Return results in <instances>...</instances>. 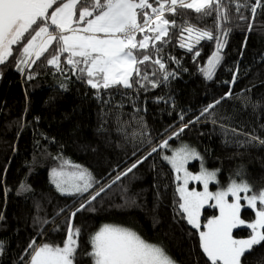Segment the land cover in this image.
<instances>
[{"label": "trees", "instance_id": "obj_1", "mask_svg": "<svg viewBox=\"0 0 264 264\" xmlns=\"http://www.w3.org/2000/svg\"><path fill=\"white\" fill-rule=\"evenodd\" d=\"M256 4L220 0L219 15L182 8L179 14L166 13L176 26L169 27L167 42L142 50L152 59L139 65L142 75L131 77L130 88H92L86 74L78 78L66 63V53L61 68L69 71L58 74L47 63L54 47L19 71L17 49L26 40L12 46V56L0 64V264H28L25 249L33 240L62 245L69 222L81 229L74 264H93L91 236L104 224L128 228L162 246L176 264H211L197 230L179 209L174 172L162 156L168 148L158 145L167 140L170 146L195 148L206 167L216 170L215 187L235 180L247 182L252 195L264 188V0L253 15ZM185 22L224 44L211 79L200 69L216 51V39L195 44L187 33L181 38ZM181 43L193 44L192 50ZM157 58L174 75L165 79L153 63ZM209 104L214 107L201 115ZM145 156L132 172L115 179ZM66 159L94 178L88 192L65 195L50 182L49 172L60 170ZM188 167L197 171L198 159ZM105 185L100 196L71 216ZM214 213L215 208L204 207L202 220ZM253 216L250 208L241 209L244 219ZM248 233L247 228L233 230L236 236ZM242 264H264V244L247 252Z\"/></svg>", "mask_w": 264, "mask_h": 264}, {"label": "snow or ice", "instance_id": "obj_2", "mask_svg": "<svg viewBox=\"0 0 264 264\" xmlns=\"http://www.w3.org/2000/svg\"><path fill=\"white\" fill-rule=\"evenodd\" d=\"M154 4L157 6H153ZM259 6L257 0V4L252 7L253 15ZM239 7L240 5H237V8ZM181 8L192 9L204 16L211 15L213 11L219 15L220 0H0V64L12 56L13 45L26 40L22 49H17L20 52L16 65L19 71H24L22 66L31 67L50 47H54L56 54L47 60L49 65L59 67L61 54L66 53V63L72 66L74 72L80 73L78 78L82 79L86 74L87 83L92 88L107 89L118 85L130 88L133 86L131 77L142 75L139 65L152 59L151 54H143L142 50H148L150 43L151 47H156L157 41L167 42L165 38L169 36V27H175L176 22L167 19L165 14H179L178 9ZM147 9H151V12ZM145 29L153 35L146 34L143 39L137 40V34L144 33ZM184 33H187L188 38L195 44L204 39H216V51L200 69L205 78L211 79L222 59L220 50L224 47L223 42L210 31L201 30L187 22L181 28V38ZM180 46L188 47L189 50L193 48L191 43H181ZM134 50L137 54H134ZM156 51L159 52V48H156ZM138 55H142V59H138ZM153 63L159 65L165 79L174 75L165 70V65L159 58ZM80 65L83 67H79ZM143 79H148L146 74ZM233 79L235 80V76ZM152 86L156 87V83ZM215 103L219 104L220 101ZM213 107V104H209L201 115ZM187 126L184 125L185 128ZM183 130L184 128H181L179 131ZM260 143L264 144V140ZM158 147L167 148L168 141H163ZM156 151V147L151 150ZM151 152L148 155H151ZM194 158H199V153L186 145L173 150L171 156L163 157L177 173L183 172L184 183L176 188L181 201L179 209L186 215L188 224L200 229V209L209 198L216 200L220 214L203 225L205 230L199 232L200 247L211 264H242V257L247 252L253 250L254 246L264 244V190L259 194L241 197L239 193L249 192L251 186L245 181H232L226 189L210 192L208 181L215 179V172H209L201 165V171L193 175L185 168V164ZM144 159H147V156L137 160L115 179L118 181L121 176L132 172ZM74 167L77 171L71 175L74 181L79 182L69 183L63 178L68 174L62 168L52 169V182L62 194L86 193L95 182L86 169ZM180 179L181 176L177 175L176 180ZM189 179L201 181L204 191L189 190ZM21 187L24 188V185ZM106 187L109 186L105 185L90 195L71 216L75 217L86 204L100 196ZM229 194L233 197L232 202L226 199ZM241 199L245 200L246 204H241ZM258 204L260 207H257ZM243 207L251 208L255 212V219L247 224L241 219ZM63 211L61 209V212ZM245 224L251 230L248 238H234L233 229ZM80 231L81 229L75 228L69 222L63 246L48 243L37 245L33 240L25 249L30 256L28 264H74L78 250L75 237L79 236ZM90 242L91 251L88 255L93 264H175L162 246L147 242L128 228L106 224L95 232Z\"/></svg>", "mask_w": 264, "mask_h": 264}, {"label": "rangeland", "instance_id": "obj_3", "mask_svg": "<svg viewBox=\"0 0 264 264\" xmlns=\"http://www.w3.org/2000/svg\"><path fill=\"white\" fill-rule=\"evenodd\" d=\"M150 2H151V0H150ZM153 6H157L156 4H154ZM149 35V36H152L153 34L152 33H150V32H148V30L147 29H145V32L144 33H138L137 34V40H140V39H143V37H144V35ZM66 66V64H63V62H60V65H59V67H57V66H55V68H56V72L58 73V74H63V73H68V69H66V68H61V67H65ZM83 66V65H82ZM188 146V148H190V149H195V148H193L192 146H190V145H188V144H185V143H180V144H178V145H175V146H170V145H168V152H165V153H163V157L164 156H171L172 155V153H173V150H175V149H178V148H181V147H183V146ZM196 150V149H195ZM197 152V151H196ZM198 153V152H197ZM194 159H198V161H199V169L197 170V171H192V170H190L189 169V167H188V163H190V162H192ZM194 159H189L188 161H187V163L185 164V168L189 171V172H191L193 175H195V174H198L200 171H201V165H203V168L204 169H207L209 172H215V179L214 180H209L208 181V191H210V192H213V193H215V192H217V191H221V190H224V189H226L227 187H228V185L232 182V181H235V180H230L226 185H224V186H220V187H215V186H213V184H215L216 182H217V176H216V170L215 169H211V168H208V167H206V165H205V163H204V161H203V159H202V157L199 155V158H194ZM165 160V159H164ZM66 161H67V163L66 164H64V166L62 167V169H63V171L66 173V174H68V175H66L65 177H63L65 180H67L69 183H72V182H79V181H74V178L72 177V173H74V172H76L77 171V169L75 170L74 168V166H79V168L80 169H85V167H83V166H81V164H79V163H77V162H72V161H70L69 159H66ZM170 166H171V168H172V165L167 161V160H165ZM58 170V169H57ZM172 170H173V172H174V176H175V179H176V176L177 175H180L181 176V179L178 181V180H176V182H177V184H176V188H177V186L178 185H181V184H183L184 183V179H183V172H181V173H177L173 168H172ZM51 172H52V170L49 172V180H50V182L55 186V188H56V185L52 182V176H51ZM237 183H239L238 181H236ZM187 187H188V189L189 190H192V189H195L196 191H198V192H203L204 191V184L201 182V181H197V180H192V179H189L188 180V183H187ZM57 189V188H56ZM262 190H264V188L262 189ZM60 192V191H59ZM239 195L241 196V197H244V196H246V195H252V193L249 191V192H247V193H245V192H241V193H239ZM178 196H179V194H178ZM180 198V197H179ZM226 199L229 201V202H232V199H233V197L231 196V194H229L228 195V197H226ZM181 202V201H180ZM241 204H246V201L245 200H243V199H241ZM204 207H213V208H215V213L214 214H210V215H207L206 216V218L204 219V220H202V213H203V208ZM257 207H258V205H257ZM248 208V207H247ZM251 209V208H250ZM252 210V209H251ZM253 211V214H254V216H253V218L252 219H250V220H247V219H244L243 217H241V219H243L245 222H246V224L247 223H249V222H251V221H253L254 219H255V212H254V210H252ZM219 214H220V212H219V208L218 207H216V200H214V199H211V198H209L208 200H207V202L203 205V207L200 209V225H201V227H200V229H196L197 230V232H198V234H199V232L200 231H204L205 229L203 228V225L204 224H206L207 223V221L209 220V219H211L212 217H214V216H219ZM185 215V214H184ZM185 218H186V215H185ZM187 220V219H186ZM246 224L245 225H242V226H240V227H237V228H247V226H246ZM104 225H106V224H104ZM104 225H102V226H104ZM107 225H112V224H107ZM101 226V227H102ZM113 226H117V225H113ZM100 227V228H101ZM120 227V226H119ZM99 228V229H100ZM124 228V227H123ZM98 229V230H99ZM234 229H236V228H234ZM233 229V230H234ZM248 230H249V233L246 235V236H236V235H234L233 234V236H234V238H236V239H246V238H248V236H249V234H250V229L249 228H247ZM98 230H96L95 232H97ZM95 232L92 234V236L95 234ZM91 236V237H92ZM176 264V263H175Z\"/></svg>", "mask_w": 264, "mask_h": 264}, {"label": "crops", "instance_id": "obj_4", "mask_svg": "<svg viewBox=\"0 0 264 264\" xmlns=\"http://www.w3.org/2000/svg\"><path fill=\"white\" fill-rule=\"evenodd\" d=\"M151 9H147V11H150ZM41 245V244H40ZM60 246H63V244L62 245H60Z\"/></svg>", "mask_w": 264, "mask_h": 264}, {"label": "water", "instance_id": "obj_5", "mask_svg": "<svg viewBox=\"0 0 264 264\" xmlns=\"http://www.w3.org/2000/svg\"><path fill=\"white\" fill-rule=\"evenodd\" d=\"M68 233V232H67ZM66 238H67V234H66Z\"/></svg>", "mask_w": 264, "mask_h": 264}, {"label": "built area", "instance_id": "obj_6", "mask_svg": "<svg viewBox=\"0 0 264 264\" xmlns=\"http://www.w3.org/2000/svg\"><path fill=\"white\" fill-rule=\"evenodd\" d=\"M149 12H151V10Z\"/></svg>", "mask_w": 264, "mask_h": 264}]
</instances>
